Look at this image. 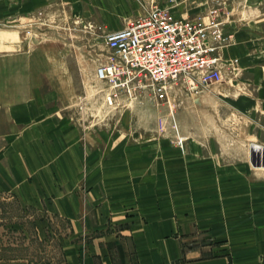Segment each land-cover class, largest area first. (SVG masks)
Wrapping results in <instances>:
<instances>
[{
  "label": "crops",
  "instance_id": "0c3cea01",
  "mask_svg": "<svg viewBox=\"0 0 264 264\" xmlns=\"http://www.w3.org/2000/svg\"><path fill=\"white\" fill-rule=\"evenodd\" d=\"M148 1L0 0V190L37 214L39 240L59 246L58 259L36 264H264V166L250 161V145L264 148L262 0L227 18L223 55L238 69L195 97L185 151L142 124L76 120L67 107L94 59L84 75L82 55L4 28L41 11L110 31ZM190 1L173 13L191 17L205 2Z\"/></svg>",
  "mask_w": 264,
  "mask_h": 264
},
{
  "label": "rangeland",
  "instance_id": "374dc122",
  "mask_svg": "<svg viewBox=\"0 0 264 264\" xmlns=\"http://www.w3.org/2000/svg\"><path fill=\"white\" fill-rule=\"evenodd\" d=\"M242 1L205 0L204 4L197 6L200 8L189 16L204 15L210 9H214L218 18L223 21V34L230 36L223 47L225 48L233 41L232 35L224 31L227 18L236 16L240 14V11L244 12V9L249 8V5L242 4ZM180 2L184 1L165 0L162 5L169 7L172 12L177 11L180 6L183 8L193 6V2L190 0L186 3ZM262 2L259 6V12L264 14V0ZM155 3L156 0H152V2L149 0L145 5H140L141 11H145ZM124 22L121 21L120 24L123 25ZM4 28L13 30L14 33L11 35L19 42L55 45L64 54L69 52V56L73 55L74 59L75 56L80 58L82 55V59H80L82 60L81 68L84 69L81 72L84 75L89 72L86 69L87 63H93L91 60L94 59V68H96L102 60L105 53L104 36L109 31L95 21L93 24L73 16L66 18L62 16L50 17L41 11L31 15L27 20L9 23ZM27 29H31L29 33L26 32ZM104 89V83L97 81L95 76L89 80L86 78V81L83 80V83H80L77 94L67 107L72 113L74 112L76 120L83 124L114 129L126 123L142 124L147 127L148 131L154 133L156 139H166L172 145L185 151L188 138L187 123L190 120V114H192V106L198 101L196 96L176 93L170 104L159 105L154 107L156 110H152L145 101L139 102V104L143 103L140 106H136L135 101H123L120 104L109 106L103 98ZM154 111L156 112L155 116H153ZM125 115L127 117L124 118ZM201 118L199 116V120ZM228 122V125L233 126V121ZM36 215L32 211L24 210L14 195L0 190V258H28L32 264L58 259L60 249L56 241L47 243L38 239L33 228V219ZM56 224L62 228L64 223L58 218L54 219L55 230L59 232L60 229Z\"/></svg>",
  "mask_w": 264,
  "mask_h": 264
},
{
  "label": "built area",
  "instance_id": "2783aa9c",
  "mask_svg": "<svg viewBox=\"0 0 264 264\" xmlns=\"http://www.w3.org/2000/svg\"><path fill=\"white\" fill-rule=\"evenodd\" d=\"M222 24L214 9L177 17L155 3L108 31L94 73L105 85L104 101L159 106L170 104L176 93L198 96L217 87L238 69L236 58L223 55L230 36L223 34Z\"/></svg>",
  "mask_w": 264,
  "mask_h": 264
},
{
  "label": "water",
  "instance_id": "95a60500",
  "mask_svg": "<svg viewBox=\"0 0 264 264\" xmlns=\"http://www.w3.org/2000/svg\"><path fill=\"white\" fill-rule=\"evenodd\" d=\"M260 150L262 152H260ZM250 161L255 166H259V165L264 166V148L259 149V147H257L254 144L250 145Z\"/></svg>",
  "mask_w": 264,
  "mask_h": 264
},
{
  "label": "bare ground",
  "instance_id": "6f19581e",
  "mask_svg": "<svg viewBox=\"0 0 264 264\" xmlns=\"http://www.w3.org/2000/svg\"><path fill=\"white\" fill-rule=\"evenodd\" d=\"M196 101V99H194Z\"/></svg>",
  "mask_w": 264,
  "mask_h": 264
}]
</instances>
